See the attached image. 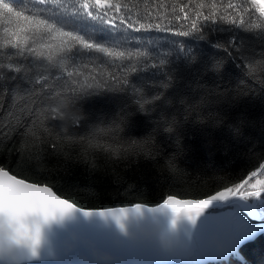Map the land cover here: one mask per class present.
I'll list each match as a JSON object with an SVG mask.
<instances>
[{"label":"trees","instance_id":"16d2710c","mask_svg":"<svg viewBox=\"0 0 264 264\" xmlns=\"http://www.w3.org/2000/svg\"><path fill=\"white\" fill-rule=\"evenodd\" d=\"M14 2L29 9L28 14L44 8V18L75 27L66 22V17L51 2L48 5H40L39 0ZM124 2L133 13L143 14L144 0ZM165 2L170 6L171 0ZM248 6L255 11L250 0ZM7 26H0V33ZM258 32L257 29L212 34L213 43L224 42L234 35V43L243 47L248 60L241 57L235 47L225 53L207 42L195 43L196 60L176 61L175 79L169 89L163 90L165 96L161 101L155 102V116L135 111L130 91L94 89L93 93H84L76 101L66 100L70 107L66 120L56 116L51 119V113L46 114L49 119L45 120L44 115L30 113L27 109L53 107L64 98L42 104L36 96L28 97L20 92L19 98L14 99L10 91L0 89V167L28 181L50 186L58 195L82 208L152 205L169 195L205 198L232 187L264 163V70L257 67L249 75L247 68L249 62L264 60L260 54L264 42ZM158 46L169 47L163 41ZM13 51L9 49L0 55V63H7ZM171 59L176 60L175 53ZM209 59L223 60L221 72L207 76L198 74L201 61ZM68 70H72L71 66ZM80 70L85 75L93 71L92 68ZM154 73V69H149L140 73L142 80L134 78V82L142 84L146 99L162 90L156 83L163 77ZM52 75L51 87L44 92L53 94L66 90V72L53 71ZM121 112H131V115L127 124L116 131L113 125L119 121ZM158 119L161 127L153 133L145 149L132 150L129 141L147 135ZM74 120H80V126L68 135L76 139L57 140L55 132L45 131L57 123L60 132L67 133ZM170 126L174 128L172 133L163 131ZM94 127L111 131L89 137ZM89 140L91 144L102 146H91ZM109 145L112 150L107 148ZM255 179H264V176L258 174ZM246 198L255 206L258 217L264 218V192ZM207 264H264V232L245 243L229 259Z\"/></svg>","mask_w":264,"mask_h":264},{"label":"snow or ice","instance_id":"6c2138e0","mask_svg":"<svg viewBox=\"0 0 264 264\" xmlns=\"http://www.w3.org/2000/svg\"><path fill=\"white\" fill-rule=\"evenodd\" d=\"M49 2L57 5L61 15L66 17V22L75 27L69 28L64 23L44 18V8L28 14L29 9L18 6L14 0H0V26L8 25L0 33V50H3L0 55L9 49L14 50L8 55L7 63H0V89L10 91L14 99L19 98V93L23 92L28 97L40 98V103L43 104L58 97L76 101L84 93H93L94 89L122 93L130 91V99L135 100V111L155 116V102L161 101L165 96L163 90L169 89L175 79L173 72L176 61L188 58L190 61L196 60L193 54L195 43L207 42L225 53H230L235 47L237 53L248 60L243 47H237L234 43V35L224 42L216 40L213 43L212 34L234 33L235 30L252 32L258 29L257 34L264 42V3L261 0H250L254 12L248 6L249 0H171L170 6L165 0H144L143 14L133 13L124 0H39L40 5H48ZM255 13L259 15L256 16ZM225 25L227 28L223 27ZM153 33L161 35L152 36ZM161 41L169 47L158 46ZM174 53L176 60L171 59ZM260 54L264 56V49ZM69 66L72 70H68ZM222 66V59L201 61L198 74L216 75L221 72ZM257 67L264 70V60L249 62L248 74H253ZM82 68H92L93 71L85 75L80 70ZM149 69L155 70L154 75H162L163 79L156 83L162 90L146 99L142 84L134 82V78L142 80L140 73ZM53 71L66 72V90L45 93L44 89L51 87L49 80L54 78ZM21 82L26 87H22ZM32 103L35 104L36 100ZM27 111L44 115L45 120L49 119L47 113L52 114L51 119L55 116L51 105L46 108H28ZM130 115L131 112H121L113 129L118 131L122 124L126 125ZM80 122L74 120L67 133H61L57 123L52 129L45 131L55 132L57 140L76 139L68 133L79 128ZM155 124L144 137L129 141L132 150L145 149L153 139V133L161 127L159 119ZM106 131L111 129L94 127L88 136L95 137L97 133ZM163 131L172 133L174 128L170 126ZM80 139L83 140L84 137ZM89 143L94 147L102 146L99 143L91 144V140ZM107 148L112 150L110 145ZM258 174L264 176V163L252 171L249 178L232 187H225L211 197L180 200L169 195L162 204L174 214L183 213L194 221L210 199L237 195L259 196L264 192V179H255ZM72 207V203L55 195L50 187L26 183L0 167V211L7 212L18 223H22L28 216L47 221L56 213L63 214ZM38 232L37 228L34 242H38Z\"/></svg>","mask_w":264,"mask_h":264},{"label":"water","instance_id":"95a60500","mask_svg":"<svg viewBox=\"0 0 264 264\" xmlns=\"http://www.w3.org/2000/svg\"><path fill=\"white\" fill-rule=\"evenodd\" d=\"M163 200L108 208L68 200L71 209L42 220L36 255L26 252L25 264H207L229 259L264 232V218L246 197L210 199L194 221L174 214Z\"/></svg>","mask_w":264,"mask_h":264},{"label":"clouds","instance_id":"9594fccd","mask_svg":"<svg viewBox=\"0 0 264 264\" xmlns=\"http://www.w3.org/2000/svg\"><path fill=\"white\" fill-rule=\"evenodd\" d=\"M55 116L66 120L70 107L66 100L61 99L53 106ZM42 219L28 216L18 223L7 212L0 211V264H25L26 252L32 257L36 255V247L40 241ZM38 242H34L37 237Z\"/></svg>","mask_w":264,"mask_h":264}]
</instances>
